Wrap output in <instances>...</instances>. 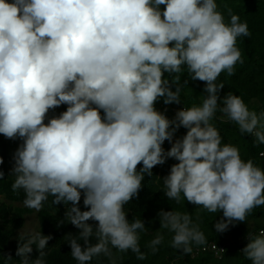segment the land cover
<instances>
[{
    "label": "clouds",
    "instance_id": "clouds-1",
    "mask_svg": "<svg viewBox=\"0 0 264 264\" xmlns=\"http://www.w3.org/2000/svg\"><path fill=\"white\" fill-rule=\"evenodd\" d=\"M217 7L216 0H0V133L23 140L13 157L12 189L23 190L24 206L36 211L49 196L69 205L65 215L79 232L66 241L78 264L100 255L116 264L113 249L145 259L139 246L145 222L127 219L124 205L168 158L178 163L163 178L165 196L180 202L182 193L209 212L222 210L216 232L264 206V169L222 144L210 123L219 111L264 144V112L231 92L221 96L224 85L216 83L241 59L237 38L250 35L238 15L225 23ZM182 65L190 79L205 82L206 95L201 106L169 119L154 104L160 97L181 102L165 73H179ZM61 104L66 111L45 123ZM181 126L186 134L174 139ZM82 195L89 210L79 207ZM158 219L174 233L173 248L189 254L193 242L206 243L188 214L161 209ZM51 238L20 233L19 264H47ZM247 238L246 258L264 264V231ZM163 240L157 233L149 247L156 252ZM4 258L10 264L12 257Z\"/></svg>",
    "mask_w": 264,
    "mask_h": 264
},
{
    "label": "trees",
    "instance_id": "trees-1",
    "mask_svg": "<svg viewBox=\"0 0 264 264\" xmlns=\"http://www.w3.org/2000/svg\"><path fill=\"white\" fill-rule=\"evenodd\" d=\"M217 10L224 16L225 23L230 22L231 15H238L240 22H246L249 28V36H239L236 46L241 52V59L237 61L229 75L227 70L223 71L217 78L216 83H222L224 88L221 96L231 92L240 96L251 111L258 114L264 112V0H216ZM164 9L166 5H161ZM169 80H173L171 86L180 88V103L165 104L164 98L160 97L154 107L163 112L169 119L175 117L178 110L186 107L201 106L205 98L203 92L205 82L190 79L187 67L182 65L179 73L170 75L165 73ZM68 105L61 104L59 107L50 109L46 114L45 123L51 116H58L66 111ZM103 114V113H102ZM210 123L219 131L222 144H231L239 149L241 158L245 161L251 160L255 166L264 169V144H257L255 137L250 134H242L238 124L231 121L226 114L217 111L210 119ZM187 129L181 126L175 133L174 139L182 137ZM23 143L22 138H6L0 133V171L4 177L0 178V264H4V256L10 255V264H19L21 259L17 256L19 235L16 233L24 224V215L33 209L23 204V190H13L12 184L15 177L12 176L14 166V153ZM162 147L170 149L171 143L164 141ZM178 163L175 158H168L164 164L155 165L152 175H145L143 186L129 203L124 205L126 218L131 220L140 218L145 222L146 228L139 232V246L145 254V259H137V254L131 250L120 252L113 249L111 259L116 264H251L242 249L247 245V235H259L264 231V206H257L247 214L245 221H236L222 232H216L215 223L222 218V210L217 213L209 212L203 206L195 205L183 198L177 202L165 196V185L163 178L167 176L173 164ZM142 162L137 165V171L142 167ZM54 197L49 196L43 202L39 211H36L38 229L44 235L52 238L48 241L45 249L47 264H78L72 257L70 244L67 243V234H76L79 229L68 222L66 212L69 205L63 203L54 204ZM81 211L89 210L90 206L83 203V195L79 202ZM179 211L191 217L192 224L199 227L206 237L205 244L192 243V252L183 253L182 249L171 246L174 235L168 229L160 228L158 219L159 211ZM87 223L96 225L98 222L90 219ZM157 233L164 236L163 242L157 246L158 250L153 252L149 243ZM95 242L94 240L92 241ZM83 244V241H80ZM210 244L222 246V251L215 254ZM39 255L33 246L30 256L34 259ZM90 264H111L108 257L103 255L93 257Z\"/></svg>",
    "mask_w": 264,
    "mask_h": 264
},
{
    "label": "rangeland",
    "instance_id": "rangeland-1",
    "mask_svg": "<svg viewBox=\"0 0 264 264\" xmlns=\"http://www.w3.org/2000/svg\"><path fill=\"white\" fill-rule=\"evenodd\" d=\"M38 227L39 226H38V219L36 216V210L33 209L31 213L24 215V224L20 229L16 231V233L19 235L20 233L29 230L37 231Z\"/></svg>",
    "mask_w": 264,
    "mask_h": 264
},
{
    "label": "built area",
    "instance_id": "built-area-1",
    "mask_svg": "<svg viewBox=\"0 0 264 264\" xmlns=\"http://www.w3.org/2000/svg\"><path fill=\"white\" fill-rule=\"evenodd\" d=\"M263 230H260V233ZM210 248L214 251L215 254H219L222 251V246L216 245V244H210Z\"/></svg>",
    "mask_w": 264,
    "mask_h": 264
}]
</instances>
